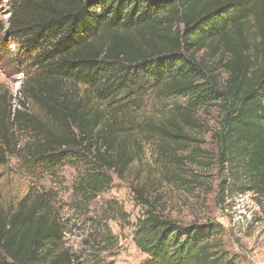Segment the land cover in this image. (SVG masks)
<instances>
[{
	"label": "trees",
	"instance_id": "1",
	"mask_svg": "<svg viewBox=\"0 0 264 264\" xmlns=\"http://www.w3.org/2000/svg\"><path fill=\"white\" fill-rule=\"evenodd\" d=\"M8 1L5 49L15 46L13 60L26 69L19 96L0 84V166L16 156L43 175L74 162L76 195L90 203L112 185L110 173L127 172L133 159L119 130L156 90L188 104L176 107L171 128L152 123L149 135L188 147L184 125L194 127L201 107L223 103L221 162L242 189L264 194V0ZM250 25L259 34L253 52ZM201 52L208 58L199 60ZM19 137L28 138L23 146ZM133 189L143 210L134 242L147 264H236L216 226L181 223L145 185ZM30 198L11 213L0 206V264H75L61 221Z\"/></svg>",
	"mask_w": 264,
	"mask_h": 264
},
{
	"label": "rangeland",
	"instance_id": "2",
	"mask_svg": "<svg viewBox=\"0 0 264 264\" xmlns=\"http://www.w3.org/2000/svg\"><path fill=\"white\" fill-rule=\"evenodd\" d=\"M8 2L0 0V84L19 96L26 66L13 60L15 46L5 49L9 43ZM250 27L247 48L253 52L251 45L258 42L259 34L254 25ZM198 58L208 56L201 52ZM220 58L226 61L229 56L216 61ZM217 73L223 83L225 75L221 70ZM147 99L139 112L128 113L132 120L124 124L127 129L119 130L118 144L133 159L127 172L122 178L110 173L112 185L92 202L85 203L76 195L79 169L74 162H66L55 174L40 175L26 168L22 158L10 156L0 166L3 211L14 212L29 195V204L42 199L63 224L64 241L76 257L75 264H147L150 258L134 242L135 224L143 210L133 187L145 185L149 199L164 215L184 224L216 226L218 238L237 259L236 264H264V194L242 189L236 172L221 162L218 134L224 104L204 106L193 114L194 127H183L193 140L182 147L149 135L148 130L152 123L171 128L176 107H187V100L176 94L156 95V90ZM27 139L19 137L18 141L23 146ZM110 202L118 206V212L111 211ZM108 236L112 238L106 240Z\"/></svg>",
	"mask_w": 264,
	"mask_h": 264
}]
</instances>
